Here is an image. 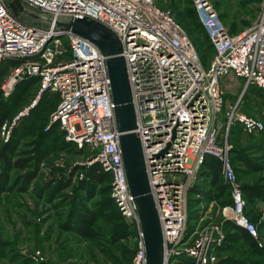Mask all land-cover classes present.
Here are the masks:
<instances>
[{
	"label": "built area",
	"instance_id": "2783aa9c",
	"mask_svg": "<svg viewBox=\"0 0 264 264\" xmlns=\"http://www.w3.org/2000/svg\"><path fill=\"white\" fill-rule=\"evenodd\" d=\"M30 8L54 15L94 21L111 32L120 46L128 79L136 132L142 148L149 191L158 215L164 246L163 264H216L230 221L254 239L256 224L244 211L245 199L230 161L229 129L252 135L264 119L239 110L240 99L225 106L220 80L233 75L264 94V0L256 19L230 32L207 0H192L196 18L213 49L207 67L183 27L156 0H23ZM66 39V42H65ZM21 59L0 84L7 98L25 76L38 77V94L57 95L49 115L66 141L88 153L86 165L97 163L110 176V197L135 231L131 264H146L138 206L131 195L119 145L111 97L108 56L86 38L55 36L15 18L0 0V64ZM33 100L19 116H28ZM264 114V108L262 111ZM4 123L1 136L10 128ZM221 133V134H220ZM216 159L231 202L221 218L187 231L188 194L205 159Z\"/></svg>",
	"mask_w": 264,
	"mask_h": 264
},
{
	"label": "rangeland",
	"instance_id": "374dc122",
	"mask_svg": "<svg viewBox=\"0 0 264 264\" xmlns=\"http://www.w3.org/2000/svg\"><path fill=\"white\" fill-rule=\"evenodd\" d=\"M207 1L223 18L229 31L237 32L256 19L262 0ZM156 4L183 27L201 63L207 67L213 49L197 21L192 0H156ZM235 88L234 93L225 92L227 103L232 104L239 98L241 110L264 119V107L260 106L264 97L243 89L242 85ZM37 94L38 85L33 83L19 96L10 94L8 102L1 101L6 103L2 111L10 114L4 123L9 127L14 122L7 140L0 134V148L10 139L14 129L21 128L16 149L8 156L11 162L0 170L3 175L0 182V264H131L136 250L135 231L113 205L108 181L86 190L81 179L87 170L88 153L72 146L64 147L60 135L48 130L55 98L40 107L34 122L22 124L24 117L19 113L33 100L36 104L41 101L43 93L38 99ZM44 133H48L45 138ZM229 139L235 152L232 159L239 183L257 185L264 191V137L250 141L249 135L238 128ZM237 155L248 159L253 166L247 167L237 161ZM19 159H27L24 168L14 166ZM223 183L219 178L216 183L204 181L199 185L201 194L188 204L189 234L196 231V227L220 220L222 208L230 197L227 187L221 186ZM58 185L59 192L48 193L47 189ZM245 207L250 217L264 215V202L259 199L246 202ZM89 212L99 216L88 234L81 235L76 229L77 215ZM258 226L260 235L255 239L258 249L237 239L221 250L216 264H264V220ZM231 229V225L224 227L225 231Z\"/></svg>",
	"mask_w": 264,
	"mask_h": 264
},
{
	"label": "water",
	"instance_id": "95a60500",
	"mask_svg": "<svg viewBox=\"0 0 264 264\" xmlns=\"http://www.w3.org/2000/svg\"><path fill=\"white\" fill-rule=\"evenodd\" d=\"M10 13L26 25L50 31L55 36L80 35L108 56L111 97L119 131V145L129 191L138 206L145 245L146 264H163L164 246L158 215L149 191L140 140L134 131L136 118L120 46L111 32L98 23L71 15H54L28 7L23 0H4Z\"/></svg>",
	"mask_w": 264,
	"mask_h": 264
},
{
	"label": "trees",
	"instance_id": "16d2710c",
	"mask_svg": "<svg viewBox=\"0 0 264 264\" xmlns=\"http://www.w3.org/2000/svg\"><path fill=\"white\" fill-rule=\"evenodd\" d=\"M205 37H206V35H205ZM206 39H207V37H206ZM207 41H208V39H207ZM208 43H209V41H208ZM210 46H211V44H210ZM20 61H21V59H6L3 62H1V64H0V83L3 80L4 76L9 72V69L12 66L18 64ZM33 83H35V84L38 83V77H36V76H25L22 80H20L19 82L16 83V85H15V87L13 89V92L11 93L10 96H12V95L19 96L21 92H23L24 90H27L30 87V85L33 84ZM246 89H247V91H250L252 93H257L258 95L260 94L261 96L264 97V94L257 88L249 86ZM10 96H9V98H10ZM51 98H55V104H54V108H55V106L57 104V101H58L57 95H55V94L50 95L48 93H43V95L40 98L41 101H39L37 103L38 105L37 104L34 105V107L30 110L28 116L23 118L22 124L24 122H26V121L28 122L30 120L34 122L38 118L37 116H38V112H39L40 107L42 105H45L46 103L51 102ZM6 99H3V97H2V95L0 93V126L4 123V121L7 120V118L10 115L8 112L2 111V108H4L6 106V103L3 104V103H1V101L4 100V101L8 102V99L7 100ZM20 128L21 127L18 126L16 129H14L10 139L1 145V148H0V163L2 164V167L0 168V170L3 167H6L11 162L10 158L8 156L10 154L14 153V151L16 149V145L18 143V136L20 135ZM238 128L239 127H237V126H232L229 129V135H228L229 143H230V139H229L230 135H232V132H234ZM48 130L54 131V132H56V133H58L60 135V138L62 139L64 147H71L72 146V147H74L75 150L83 151V149H77L76 146L73 143L68 142V141L65 140L64 132L58 127V125L52 124ZM45 134L48 135V133L42 134L43 138H45ZM249 137H250V141H254L255 139H257L259 141V139L261 137L262 138L264 137V129L262 131L258 132V133L249 135ZM232 148H233V145L231 144V149H230L229 155H230V161H231V163H232V165L234 167L232 154L235 153V152H234V150ZM236 160L239 161V162H242L247 167H252L253 166L248 159H246V158H244L242 156L237 155ZM26 162H27V159H19L13 164H14V166H16L18 168H24L26 166ZM204 163L207 164V166L208 165L213 166L214 174H213V179L212 180H213V182L216 183L217 180L220 178V174H221L219 162L216 159H214V158L207 157L205 159ZM86 169L87 170H86V173L84 175V178L81 179L82 186H84L86 188V190H89L90 187L93 188L94 186H96V185H98L100 183H103L105 181H108V183H109V181H110L109 174L104 172V171H102L100 166L97 163H93L92 165L87 166ZM234 169H235V167H234ZM235 171H236V169H235ZM28 177L29 176H27V180H28ZM2 179H3V175H2V171H1L0 172V182H2ZM221 186L223 188L227 187V185L225 183H223ZM240 186H241V189H242V192H243V196H244V199H245V206H246V202H249V201L254 200V199H259V200L264 202V191L261 189V187H259L257 185H253V184L249 185V184H246V183L240 184ZM109 188H110V186H109ZM60 189L61 188L58 185V186H53V187H51V188H49L47 190H48V193H50L52 195L54 193L59 192ZM227 190H228V187H227ZM191 191H192V187H191V189L189 191V194H190ZM188 202L190 204V199H188ZM226 202H227V204H229L231 202V198L229 197V200L226 201ZM112 203H113V201H112ZM113 205H114V203H113ZM245 208H244V211H245V214H246L247 218L251 222L256 224L257 230H258V234H259V226L258 225L259 224L262 225V221L264 220V218H262V217H264V215L263 216L262 215H258L256 217H250L249 213L247 212V210H245ZM116 210H117V208H116ZM98 216H99V214H95V212H89V213H85V214H78L77 215L78 224H77V227H76L77 232L79 234H81V235H87L89 230H90V227L94 224V222L97 221ZM230 225H231L232 229L225 231L226 232L225 241H224L223 245L218 249L217 256H219V253L221 252L222 249H224L226 246L234 243V241H236L237 239L246 241L251 246V248H253V249H258L255 239L251 235H249L240 226H237L234 223H232L230 221L229 222L227 221V222H225L224 227H227V226L230 227ZM184 263L185 264H190V260L185 259Z\"/></svg>",
	"mask_w": 264,
	"mask_h": 264
},
{
	"label": "crops",
	"instance_id": "0c3cea01",
	"mask_svg": "<svg viewBox=\"0 0 264 264\" xmlns=\"http://www.w3.org/2000/svg\"><path fill=\"white\" fill-rule=\"evenodd\" d=\"M222 18V17H221ZM223 19V18H222ZM224 21V20H223ZM242 30V29H241ZM240 31V30H238ZM231 32V31H230ZM222 80V81H221ZM220 80V83H221V87L222 89L224 90V93L225 92H232L234 93V90L236 89L235 87L237 85H242V80H239L237 78H235L233 75H227L223 78H221ZM228 81V82H227ZM233 82V83H231ZM226 98V97H225ZM230 104V103H229ZM227 103V100H226V103H225V106H228L229 105ZM243 104V103H242ZM261 107H264V103H261L260 105ZM243 107L241 106L240 104V107H239V110H241ZM243 111V110H241ZM244 112V111H243ZM246 113V112H244ZM247 114V113H246ZM249 115H256L255 113H249ZM257 116V115H256ZM259 116V115H258ZM260 117V116H259ZM213 174H214V168L213 166L211 165H208L203 163V165L201 166L199 172L197 173L196 177H195V180H194V183L192 185V191L190 192V196L188 195V199H190V203H193V201L195 200V197L198 196L199 197V194H201V191L199 188V185L204 182V181H207L209 182V184H211V182H213ZM220 178H222L223 180V177L222 175L220 174ZM224 181V180H223ZM214 183V182H213ZM225 183V182H224ZM198 190V191H197ZM189 204V202H188ZM189 207V206H188ZM190 208V207H189ZM190 211V210H189ZM196 220V219H195Z\"/></svg>",
	"mask_w": 264,
	"mask_h": 264
}]
</instances>
